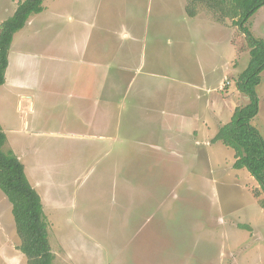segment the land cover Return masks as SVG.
I'll return each instance as SVG.
<instances>
[{"label": "rangeland", "instance_id": "1", "mask_svg": "<svg viewBox=\"0 0 264 264\" xmlns=\"http://www.w3.org/2000/svg\"><path fill=\"white\" fill-rule=\"evenodd\" d=\"M19 1L0 0V22ZM186 4L44 0L14 34L3 148L41 198L54 264H264V193L233 149L195 146L186 115L191 84L234 90L247 39ZM244 26L264 40V6ZM256 91L264 138V70ZM19 244L0 190V264H26Z\"/></svg>", "mask_w": 264, "mask_h": 264}, {"label": "trees", "instance_id": "2", "mask_svg": "<svg viewBox=\"0 0 264 264\" xmlns=\"http://www.w3.org/2000/svg\"><path fill=\"white\" fill-rule=\"evenodd\" d=\"M44 0H20L13 14L0 22V86L5 83L9 49L14 34L23 28L32 14L43 11ZM198 6L205 7L215 19H226L241 27L249 48L247 66L236 80V88L247 102L234 108L228 122L218 127L212 143L221 142L233 149V167L245 168L258 182L264 193V138L251 123L259 111L256 87L264 70V40L254 37L244 26L248 18L264 6V0H187L185 13L194 17ZM6 135L0 127V190L11 204L18 249L25 255L26 264H54V253L49 242V222L38 192L31 186L24 165L11 149H4ZM258 195V191L255 192ZM264 206V199L261 200Z\"/></svg>", "mask_w": 264, "mask_h": 264}, {"label": "crops", "instance_id": "3", "mask_svg": "<svg viewBox=\"0 0 264 264\" xmlns=\"http://www.w3.org/2000/svg\"><path fill=\"white\" fill-rule=\"evenodd\" d=\"M225 83L227 84L228 80ZM223 86V82H220L217 87L206 83H194L190 86L193 94L189 98V111L186 115L188 118L195 119L197 125H199L197 129L192 130L196 137L195 146L197 147L202 145L212 146L219 143H212L211 139L216 134L218 127L230 120L233 110L237 106V104L231 102L229 97L234 93L240 96L236 86L232 91L227 88L225 92L221 91ZM5 215L7 216V213Z\"/></svg>", "mask_w": 264, "mask_h": 264}]
</instances>
